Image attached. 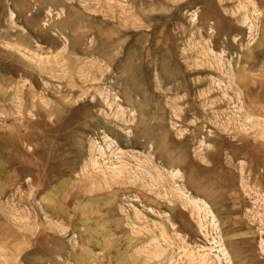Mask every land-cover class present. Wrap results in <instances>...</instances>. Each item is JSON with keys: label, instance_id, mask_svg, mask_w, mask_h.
Segmentation results:
<instances>
[{"label": "rangeland", "instance_id": "1", "mask_svg": "<svg viewBox=\"0 0 264 264\" xmlns=\"http://www.w3.org/2000/svg\"><path fill=\"white\" fill-rule=\"evenodd\" d=\"M0 264H264V0H0Z\"/></svg>", "mask_w": 264, "mask_h": 264}, {"label": "bare ground", "instance_id": "2", "mask_svg": "<svg viewBox=\"0 0 264 264\" xmlns=\"http://www.w3.org/2000/svg\"><path fill=\"white\" fill-rule=\"evenodd\" d=\"M204 205V209H205V207H206V205L205 204H203ZM207 209V208H206ZM199 210V209H198Z\"/></svg>", "mask_w": 264, "mask_h": 264}]
</instances>
